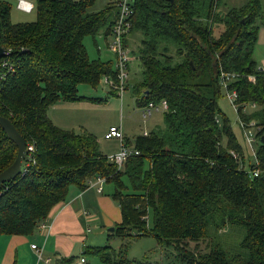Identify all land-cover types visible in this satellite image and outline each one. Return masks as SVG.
<instances>
[{"label":"trees","instance_id":"1","mask_svg":"<svg viewBox=\"0 0 264 264\" xmlns=\"http://www.w3.org/2000/svg\"><path fill=\"white\" fill-rule=\"evenodd\" d=\"M224 1L131 0L129 32L140 34L131 49L140 65L135 105L166 108L163 127L136 136L134 148L123 138L138 154L117 168L92 135L59 128L47 115L58 101H105L80 94L81 85L95 91L104 77L115 85L111 64L90 59L82 42L110 40L115 4L35 0L33 21L11 22L0 0V116L32 146L19 174L0 184V235H32L70 186L83 189L100 177L112 185L121 215L108 236L122 242L118 251L85 247L99 264H151L126 257V240L143 235L154 239L160 264H264V71L252 58L260 0L240 7ZM221 73L233 76L223 92H236L241 141L218 107ZM111 86L107 94L115 93ZM16 152L0 127V172ZM241 228L240 251L233 252L225 236Z\"/></svg>","mask_w":264,"mask_h":264},{"label":"rangeland","instance_id":"2","mask_svg":"<svg viewBox=\"0 0 264 264\" xmlns=\"http://www.w3.org/2000/svg\"><path fill=\"white\" fill-rule=\"evenodd\" d=\"M9 5V19L11 22H30L35 19L34 10L30 12H23L16 7L18 0H2ZM33 5L35 0H27ZM105 0H97L98 6H101ZM226 6H241L245 3V0H225ZM232 4V5H229ZM260 14L261 16L257 17L255 20L256 24L259 27L257 40L253 45L252 58L254 59L257 65L264 64V0H260ZM140 40V34L137 31H134L128 34L127 40L125 42L126 47L129 49L130 63L125 78L124 87L121 93H119L115 88L114 84L111 88L115 93H110L108 84L103 80L100 81V84L97 85L96 90L93 91L84 85L79 86L80 94L94 95L96 97H104L105 101L100 105H93L89 103H62L57 104L52 107V114L57 116L58 121L66 124L68 129L72 130L76 134L83 132L89 133L92 135L98 142L100 150L105 155L113 153L115 149V143L113 139L107 141L103 138V133L107 130L109 126L119 125L122 126L123 136L131 142L138 135H141L143 131L157 130L163 127L162 119V110L151 111L148 118L142 119L140 115V108L135 105L134 99V83L139 79L140 65L136 60L135 54L131 52V49L135 50ZM109 41V38L106 39ZM83 45L86 49L88 57L90 59H98L103 62H109L112 66L115 63L114 54L108 49L103 40V36L99 35L92 39L89 36L83 38ZM221 78L227 79L226 85L221 83ZM233 78L231 74H220L219 83L222 88L221 97L218 100V107L221 112V116L225 117L233 133L235 134L238 141H241L240 129L237 127L238 119L235 112V107L231 105L228 101L224 89L229 84V79ZM117 91V92H116ZM246 106L244 110H246ZM221 121V118H220ZM253 122L254 120H249ZM241 127L244 126L243 121H240ZM248 129V127L246 126ZM247 135L249 131L246 130ZM243 134V132H242ZM224 144V140L223 143ZM117 145V144H116ZM257 143H252V148L255 150L257 148ZM149 222V221H147ZM102 232V230H100ZM242 235V228L239 232L228 233L225 236V242L229 249L233 252H238V241ZM106 236L100 235L97 233L94 235V241L87 243L90 247H100L104 243L108 244L115 251H118L120 248V243L122 242L118 236L111 235L109 238ZM239 239V240H238ZM30 243L40 246L41 243L35 238L30 239ZM126 257L138 262H149L151 264H160L159 256L160 252L158 247L155 244L154 239L151 236H139L132 239L126 240ZM72 257L74 258L73 263L77 264L80 257V251L76 249V246L72 249ZM24 255V253H22ZM86 264H98V259L96 256L83 255ZM165 264V262H163ZM80 264V263H79Z\"/></svg>","mask_w":264,"mask_h":264},{"label":"crops","instance_id":"3","mask_svg":"<svg viewBox=\"0 0 264 264\" xmlns=\"http://www.w3.org/2000/svg\"><path fill=\"white\" fill-rule=\"evenodd\" d=\"M106 43L107 41L105 40ZM78 102L93 104L87 101H58L49 107L47 111L48 118L57 127L68 129L66 124L58 121L57 116L52 114V107L62 103ZM139 112L141 115L140 110ZM115 126H120V124ZM147 132L143 131L142 134ZM123 138L125 137L123 136ZM114 143L116 150L113 153L118 149L116 140H114ZM129 148L132 149L131 147ZM101 153L103 154L102 151ZM99 187L100 189L98 190ZM111 189V184L105 181L99 183L96 179H92L83 189L70 186L65 201L55 205L51 209L44 222L46 226L43 229L37 228L29 236L0 235V264H69L74 262V258L72 257L74 246L80 251L78 262L86 264V260L80 262V259H85L83 258L84 248L90 247L87 243L93 242L94 235L97 233L106 236L105 239L109 238L108 234L111 232L108 228L113 227L114 229V225L121 221L120 210L117 204L110 198ZM32 238L41 243L40 246L35 245L40 250V259H38L35 249L30 247L34 245L30 243V239ZM70 258L71 260L67 262L66 260ZM45 260L47 261L45 262ZM159 260L161 261V255L159 256Z\"/></svg>","mask_w":264,"mask_h":264},{"label":"built area","instance_id":"4","mask_svg":"<svg viewBox=\"0 0 264 264\" xmlns=\"http://www.w3.org/2000/svg\"><path fill=\"white\" fill-rule=\"evenodd\" d=\"M112 3L115 4V7L117 9V16L114 21V24L112 26V35L109 40V42L106 43V46L108 49L114 54L115 56V63L113 69L115 70L116 75V83L114 85V88L121 93L124 87L125 78L128 71V65L130 62L129 57V49L123 45V38L126 37V35L129 32L130 29V16L132 15V6L130 4L131 0H110ZM16 7L24 12H29L32 8V3L26 1V0H18L16 3ZM256 70L259 72L264 71V64L259 65L256 67ZM105 83L108 84V86L111 84V82L107 78L102 79ZM224 78H221V83L223 82L224 85L227 84L225 82ZM225 95L228 99V101L231 103L233 107L236 106V99L237 95L234 90L225 91ZM166 108V103L161 102L159 105L154 104L153 102H148L145 106L140 108L141 111V117L143 119L148 118L150 116L151 111H158L161 109ZM240 122H238L239 124ZM241 125V123H240ZM255 124L253 122H248L246 130L249 131V135L247 133H244V136L246 138V141L248 144L252 141V129L255 127ZM146 133H144L145 135ZM103 138L106 140L114 139L116 140L118 144V149L115 153H111L107 155V158L110 162H113L117 168L123 166L124 162L130 155H137L138 151L130 149L126 146L123 140V134L121 131L120 126H110L108 127L107 131L104 133ZM27 151H32V146H27L25 148ZM24 149V150H25ZM96 181L101 183L103 181L102 178L97 177ZM100 187L98 188V190ZM46 225L44 223L39 224L37 227L38 229H43ZM32 249H35L38 259H40V250L36 248L35 245L30 246ZM84 259H80V262H83ZM47 260H45L46 262Z\"/></svg>","mask_w":264,"mask_h":264},{"label":"water","instance_id":"5","mask_svg":"<svg viewBox=\"0 0 264 264\" xmlns=\"http://www.w3.org/2000/svg\"><path fill=\"white\" fill-rule=\"evenodd\" d=\"M3 54V49L0 47V58ZM0 127L4 130L8 138L16 144L17 147L16 156L13 162L0 172V184H2L3 182L12 180L17 174H19L21 170V160L24 154L25 144L23 138L14 129L10 121L3 116H0ZM259 141L264 143V133L260 136ZM108 230L112 232L114 229L113 227H109Z\"/></svg>","mask_w":264,"mask_h":264}]
</instances>
